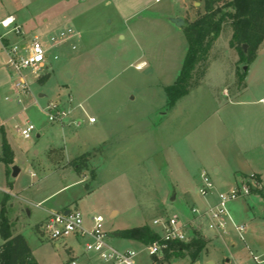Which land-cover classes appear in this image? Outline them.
Wrapping results in <instances>:
<instances>
[{
  "label": "rangeland",
  "instance_id": "rangeland-1",
  "mask_svg": "<svg viewBox=\"0 0 264 264\" xmlns=\"http://www.w3.org/2000/svg\"><path fill=\"white\" fill-rule=\"evenodd\" d=\"M155 1L0 0V21L15 15L23 32V37L6 35L0 27V156L5 143L13 153L11 163L0 160V202L9 196L12 234L25 238L37 264H66L83 253L82 243L73 237L54 242L39 231L49 212L65 206L78 210L87 225L92 216H102L110 244L140 251V243L114 233L136 227L156 231L153 220L167 214L187 217L189 208L205 201L198 194L203 172L221 192L237 185L233 174L213 172L211 149L218 141L211 133L224 122L227 92L235 95L248 85L244 98L257 96L264 85V54L251 64L240 63L226 25L207 61L195 69L189 93L167 110L165 87L176 82L187 52L184 27L205 13L204 0ZM172 16H184V26L170 22ZM68 28L74 37L52 46L50 36ZM35 35L46 38L47 68L28 92H17L4 43L29 44ZM50 104L69 112L63 124L49 121ZM89 117L96 122L89 123ZM79 120L81 125L72 124ZM26 123L36 128L28 140L16 131ZM218 126L222 138L216 145L224 148L228 135ZM80 154L86 162L75 161L84 166L77 173L69 162ZM249 180L241 176L238 183L251 184ZM263 197L264 187L228 206L235 222L246 225L244 239L229 225L196 262L181 258L172 259L173 264H257L253 256L264 260ZM206 234L202 237L208 241Z\"/></svg>",
  "mask_w": 264,
  "mask_h": 264
},
{
  "label": "built area",
  "instance_id": "built-area-1",
  "mask_svg": "<svg viewBox=\"0 0 264 264\" xmlns=\"http://www.w3.org/2000/svg\"><path fill=\"white\" fill-rule=\"evenodd\" d=\"M159 1L156 0V2ZM0 27L7 30L6 35L14 34L16 37H23L22 27L13 18L1 20ZM74 35L70 28L61 29L55 31L49 41L52 46H61L72 39ZM3 38L1 37L2 41ZM4 50L7 55V68L16 77L14 80L15 90L28 92L29 85L39 79L42 69L47 68L46 61L50 54L46 38L35 35L29 44L4 43ZM23 51L25 54H21ZM26 70L31 71L29 76L24 75L23 72ZM18 103H21L20 99H18ZM46 112L51 123L61 124L69 114L54 104L47 105ZM88 122L93 124L96 119L89 117ZM72 124L79 126L81 121H75ZM3 126L4 124H0V128ZM35 130V126L29 123H26L24 127L16 128L17 133L26 140L33 136ZM32 175L34 176V174ZM255 176H251L252 180H249L250 183L252 182L251 184L241 182L228 192H218L211 177L203 172L200 177L198 194L205 201L215 194L216 200L203 207L193 205L189 209L188 217L167 214L154 219L152 226L159 238L150 244H141L140 251L120 250L113 246L104 229V218L99 215L92 216L87 225L83 214L78 210L49 212L39 231L54 242L73 237L76 243H82L83 253L80 256H71L66 264H170L171 261L166 259V252L170 250L171 245L178 242L189 243L196 234L203 236V233L208 231L218 235L226 232L228 226L231 225L239 238L244 239L246 225L235 222L228 206L241 197L250 195L251 190L257 192L264 187V179ZM253 259L257 264L264 262L257 256H253Z\"/></svg>",
  "mask_w": 264,
  "mask_h": 264
},
{
  "label": "trees",
  "instance_id": "trees-1",
  "mask_svg": "<svg viewBox=\"0 0 264 264\" xmlns=\"http://www.w3.org/2000/svg\"><path fill=\"white\" fill-rule=\"evenodd\" d=\"M219 1L221 0H204L205 13L195 21L186 23L184 27L187 52L176 82L165 87L167 110L172 109L189 93L195 69L207 61L214 42L226 25L232 30L230 46L238 52L240 63L251 64L264 42V0H228L222 7H217ZM243 44L248 46L246 52L242 49ZM246 73L247 71L243 72V76ZM12 154L5 143L0 160L9 164L12 162ZM76 160L85 161V157L82 155L70 162L80 173L84 166L76 164ZM8 200L9 196L5 195L0 202V237L3 240L0 246V264H37L25 238L12 234L7 214ZM119 234L124 239L145 245L159 238L158 233L149 227L126 229ZM207 245L208 241L201 234H196L189 243L172 244L166 252V259L170 262L172 259L188 258L191 262H196Z\"/></svg>",
  "mask_w": 264,
  "mask_h": 264
},
{
  "label": "crops",
  "instance_id": "crops-1",
  "mask_svg": "<svg viewBox=\"0 0 264 264\" xmlns=\"http://www.w3.org/2000/svg\"><path fill=\"white\" fill-rule=\"evenodd\" d=\"M155 3L157 2L155 1ZM9 17L17 22V17L15 15L7 16L3 19ZM175 17L176 16H172L171 18ZM180 18H184V16H181ZM7 42L8 43L5 44H9L8 40ZM263 52L264 46L261 45L254 62L258 60L261 54H264ZM247 70L249 71V66L247 67ZM250 90L251 89L248 85H243V90L235 95H229L228 92L226 93L227 101L224 104V107L226 108L224 111V122H219L218 124L225 129V135H228L229 144L224 148L222 145H216V143L222 138V135H219L218 124H215L216 129L213 127L211 133V136L218 141L211 149V164L213 165V172L215 174H218L222 170L229 172L234 175L237 184L241 176L251 177L252 175H256L262 177L264 173V85L262 88L257 89L256 92H258V94L253 99L244 98L242 93L250 92ZM218 112L219 110L215 112L214 115H218ZM83 154L71 159L70 162ZM216 191L220 192L217 188ZM181 195L192 201V196L187 190H181ZM215 200L216 196L214 194L209 197L207 201H202L201 207L205 206L207 203H213ZM69 210L70 209L66 206L63 208V211ZM188 216L189 211L187 217ZM233 218L235 220L237 219L235 215H233ZM205 236L208 237L207 247L219 237L217 234H206ZM172 263L173 262L171 261L170 264ZM210 264L212 263L210 262ZM227 264H230L229 260H227Z\"/></svg>",
  "mask_w": 264,
  "mask_h": 264
},
{
  "label": "water",
  "instance_id": "water-1",
  "mask_svg": "<svg viewBox=\"0 0 264 264\" xmlns=\"http://www.w3.org/2000/svg\"><path fill=\"white\" fill-rule=\"evenodd\" d=\"M169 20H170V22H172L174 25H176L179 28H182L184 26V24H185L184 20L182 18H179V17L170 18ZM247 48H248L247 44H243L242 45V49H243L244 52L247 51ZM243 71L246 72L247 71V67H244ZM17 173H18V169L14 168L13 175L15 176ZM173 199H174V197L172 198V200ZM113 236L119 237L120 234L119 233H114Z\"/></svg>",
  "mask_w": 264,
  "mask_h": 264
},
{
  "label": "bare ground",
  "instance_id": "bare-ground-1",
  "mask_svg": "<svg viewBox=\"0 0 264 264\" xmlns=\"http://www.w3.org/2000/svg\"><path fill=\"white\" fill-rule=\"evenodd\" d=\"M140 69V68H139Z\"/></svg>",
  "mask_w": 264,
  "mask_h": 264
}]
</instances>
